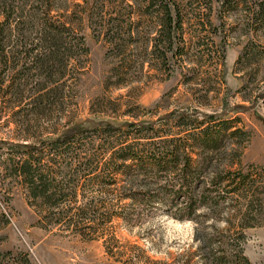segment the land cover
I'll use <instances>...</instances> for the list:
<instances>
[{
  "label": "rangeland",
  "instance_id": "374dc122",
  "mask_svg": "<svg viewBox=\"0 0 264 264\" xmlns=\"http://www.w3.org/2000/svg\"><path fill=\"white\" fill-rule=\"evenodd\" d=\"M174 3L181 12L182 42L169 46L158 39L155 48L159 20L141 0H0V22L9 18L1 39L5 52H0L1 253L30 264H200L194 230L210 227L225 235L232 253L242 249L250 264H264V13L258 14L256 0ZM44 5L57 11L52 22L59 29L58 50L72 61L45 79L32 71L17 81L18 72L30 64L22 66L23 56L15 54L14 20L39 18ZM23 33L27 45L37 41L34 33ZM162 51L176 57L163 64ZM13 59L17 67L9 72ZM4 62L8 69L2 75ZM219 115L227 125L207 128L208 139L220 136L221 143L206 150L205 161L214 164L205 177L209 183L215 169L247 177L241 196L225 198L230 190L219 187L214 195L220 198V212L213 219L199 218L198 224L167 217L176 211L161 208L138 229L106 220L118 196L115 189L134 174H117L116 185L97 184L112 177L105 166L118 157L120 142L126 140L124 148L136 157L128 161L173 153L176 161H184L185 147L192 161H199L194 152L201 136L195 128ZM130 123L136 127L128 131L124 125ZM108 124L120 130L104 133ZM75 127L98 133L54 144L69 140ZM18 158L39 161V174L67 197L55 212L64 224L43 229L49 219L29 206L27 187L14 176ZM232 159L237 162L228 168ZM88 161L95 162L85 167ZM248 203L251 209L242 221ZM130 204L120 201L118 212ZM86 210L92 211L80 220ZM68 222L79 224L72 231Z\"/></svg>",
  "mask_w": 264,
  "mask_h": 264
},
{
  "label": "trees",
  "instance_id": "16d2710c",
  "mask_svg": "<svg viewBox=\"0 0 264 264\" xmlns=\"http://www.w3.org/2000/svg\"><path fill=\"white\" fill-rule=\"evenodd\" d=\"M40 1L41 0H37ZM51 0H48V2ZM43 2V0H42ZM142 3L147 5L148 9H155L156 16L158 17V23H156V30L153 33H157L159 36L155 40L154 47H157L156 42L162 41V45L169 43V46L173 43L179 44L182 42V22L181 12L174 6V0H141ZM258 14L264 13V0H256L255 3ZM56 12L52 7L45 6L39 18L29 17L26 22L20 20H14L12 32L15 33V47L19 50L15 51L16 55H21L22 66L30 64L28 68L22 69L18 72L16 78L17 81H21L28 73L35 71L38 78L45 79L47 76H51L54 70L59 69L62 66L64 69L71 63V57L62 55L58 48V27L52 22V13ZM256 12V11H255ZM1 16V13H0ZM263 16V15H262ZM8 17L4 21L0 22V52H5L6 45L2 43V37L4 33L9 30ZM24 31L30 37L32 33L37 38V41L32 42L31 45H27L23 39H26ZM156 34V35H157ZM31 46V47H29ZM29 47V49H26ZM155 51V50H154ZM153 51V52H154ZM40 55H39V54ZM34 55V56H32ZM178 56H181L180 54ZM175 53L162 51L161 61L163 64L168 62L170 59L175 58ZM17 59H13L14 66L9 72L15 70L17 67ZM4 69L1 74L3 75L8 69L7 63L4 62ZM16 65V66H15ZM185 117H182L184 119ZM206 123H199L195 129L201 136L200 140L197 141L198 150L192 151L200 159L199 161H192L190 154L187 153V148L182 149V156L184 161H176L179 159L178 156L173 155L166 156L163 159H154V161H128L136 160L135 155L130 152V147H125L126 140L120 142L121 149L117 153L118 157L113 161H107L106 170L112 176L109 180L99 181V186L105 187L106 185H116L118 180L115 176L117 174L134 173L120 189H115L118 192V196L114 197L111 210L108 211V217L106 220L109 222L112 219L121 221L122 224L127 228L138 229L143 226L144 223L148 224L152 222L153 218L158 213V208L166 210V212L175 210V215L167 213V217H171L177 221H188L194 224H198V219L201 217H209L213 219L216 214L220 212V198L215 196L219 187L225 186L224 188L230 191L224 194L225 198H228L229 193L233 194L231 197H238L245 187L247 177L235 176L229 170H217L215 169L212 175V180L207 183V177H205L206 169L213 166L214 161H205L206 150L218 148L221 143V137L216 136L213 139H208L207 131L209 126L225 127L227 120L224 115L209 116L206 117ZM206 127L202 129L204 126ZM208 125V126H207ZM143 129L151 130L152 127H144ZM128 131L133 130L136 127L134 124L124 125ZM120 129H116L113 125L108 124L103 128L104 133H113ZM188 131H185V133ZM82 133H95L96 129L83 130L80 128H73L70 130V139L67 141H60L57 139L54 141L56 145H64L72 143V139H75L79 134ZM189 135V134H186ZM183 137L182 140L185 143L188 141V137ZM171 136V135H169ZM162 138V137H160ZM167 140V143H172L173 139ZM145 140H152L145 138ZM231 157H234L236 148L229 151ZM155 155V154H153ZM155 157V156H152ZM16 168L14 169V176L21 178L23 184L27 187L28 191V204L38 215H41V219L48 220L44 222L45 226L43 229H47L51 225H61L63 222V215L57 216L56 211L60 209V206L65 203L67 197L62 193H59L58 188L48 180V176L39 174V161L23 160L22 158L16 159ZM73 162V161H71ZM95 161H88L85 163V167H89L94 164ZM235 160L227 161L228 168L233 167ZM87 165V166H86ZM83 168L76 170V174L82 171ZM210 186V187H209ZM209 187V188H208ZM55 189V192H51ZM58 191V192H57ZM230 198V197H229ZM129 200L131 202L128 205V210H121L118 212L120 201ZM228 200V199H227ZM181 202V203H180ZM228 205V203H227ZM157 208V209H154ZM246 208L245 213L240 217L242 221L246 220V215L249 214L251 207L249 203L244 207ZM37 210V211H36ZM99 211L93 209L94 211ZM234 209H232L233 211ZM88 211H82L83 218L89 216ZM242 210L234 216L240 215ZM66 215V213H64ZM51 216L52 219L49 217ZM90 220L89 219H85ZM95 219L92 218V222ZM42 223V221H40ZM82 222V221H80ZM79 223L68 222L65 226L74 230L78 227ZM47 225V226H46ZM246 228V227H245ZM244 229V228H242ZM195 241L198 243L196 255H198L200 264H250L249 261L243 256V250L240 249L236 252H231L230 249L225 247V235L222 233L212 230L210 227L205 229H196ZM240 237L242 238V232L240 231ZM116 237L112 238V241H116ZM217 244V245H216ZM0 264H30L27 258L15 257L12 253H1L0 252Z\"/></svg>",
  "mask_w": 264,
  "mask_h": 264
}]
</instances>
